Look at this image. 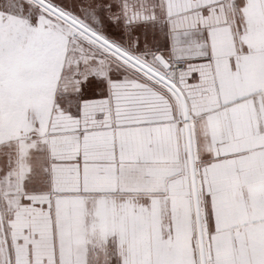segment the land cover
I'll return each mask as SVG.
<instances>
[{
  "label": "snow or ice",
  "instance_id": "snow-or-ice-1",
  "mask_svg": "<svg viewBox=\"0 0 264 264\" xmlns=\"http://www.w3.org/2000/svg\"><path fill=\"white\" fill-rule=\"evenodd\" d=\"M0 264H264V0H0Z\"/></svg>",
  "mask_w": 264,
  "mask_h": 264
}]
</instances>
